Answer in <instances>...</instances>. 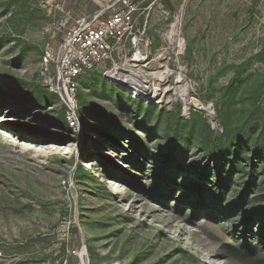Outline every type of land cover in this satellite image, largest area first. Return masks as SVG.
I'll list each match as a JSON object with an SVG mask.
<instances>
[{"label": "rangeland", "instance_id": "rangeland-1", "mask_svg": "<svg viewBox=\"0 0 264 264\" xmlns=\"http://www.w3.org/2000/svg\"><path fill=\"white\" fill-rule=\"evenodd\" d=\"M76 1L58 8V0H0V264H264V219L248 235L258 241L254 252L234 229L245 208H264V189L252 190L249 197L263 198L234 208L233 220L210 207L176 211L178 198L198 205L199 195L190 197L212 162L193 134L180 145L166 122V113L182 121L195 114L216 136L223 133L220 91L246 61L245 85L264 69V0L153 5L145 58L137 64L124 54L117 59L130 64L119 70L122 77L145 82L146 99L131 96L122 77L115 81L98 68L77 81L80 126L72 131L50 80L68 28L62 24L82 12ZM132 83L125 87H136ZM251 87L240 88L227 109L232 127L240 125ZM257 104L264 107V93ZM175 152L180 174L172 195L164 189L163 198L153 178L173 168ZM166 171L165 186L175 177ZM229 246L245 256L236 258Z\"/></svg>", "mask_w": 264, "mask_h": 264}, {"label": "trees", "instance_id": "trees-1", "mask_svg": "<svg viewBox=\"0 0 264 264\" xmlns=\"http://www.w3.org/2000/svg\"><path fill=\"white\" fill-rule=\"evenodd\" d=\"M260 56L262 57L261 62L264 66V50L260 53ZM249 64L250 61H246L244 64L237 67L234 71L231 83L220 91L222 97L225 98L224 103L219 105V118L223 127V133L220 135L216 136V134L210 130L206 122L195 114H193L189 121H182L178 116L166 113V122L170 123L173 127L175 136L179 141L178 143L183 146L186 145L193 134L192 138L194 139L195 146L201 148L212 162V167L207 165L204 169L207 175H201L199 178L200 181L195 185L196 188L195 190L193 189V191L197 192H192L190 197L191 199H195L197 193L199 195L198 205L195 206L187 199L178 198L175 201V210L179 211V213L182 212V208L187 205L192 208L198 207L200 210L210 207L216 210L219 215H222L224 219L233 220L231 216L234 213V208H240L244 205H254L263 198L262 195L249 196L255 194L256 191L260 192L264 189V107L257 104V101L260 100L264 93V69L262 74L255 78L256 82L254 81L251 82L250 85H245V82L248 80H241L240 75L242 74L241 71L244 72ZM249 78H251V76ZM243 86L245 88L252 86L250 90L251 101L248 102V107L244 110L245 113L240 121V125L232 127V125L228 123L227 109L231 106L233 98L238 90ZM48 96L50 97L51 94ZM147 111L149 112L151 109L147 108ZM195 116L198 117L200 121L198 127L195 126ZM147 118L148 117L145 116L143 120L149 121ZM179 129L185 131L179 133ZM116 130L119 129L116 128ZM99 132L105 134L103 131ZM137 148L139 152L145 150L143 146L142 148L140 146ZM186 153L187 150L184 149L181 155L185 156ZM170 159L173 161V168L169 165L168 167L175 173L174 179L166 186L164 185L168 175L166 171L169 169L168 167L163 173L153 178L158 186L157 191L163 198L166 196V194L164 195V189H167L165 190L167 192L169 189V193L172 195L173 189L170 188H174L176 179L180 174L177 162V159H180V155L178 156L177 152H175ZM129 160L132 166L141 169L139 159L135 156H131ZM176 164L177 166H175ZM208 174H212L210 177L211 180H208ZM232 175H235L234 181H232ZM191 180L192 179H190V182ZM252 190H255V193H250ZM237 192L240 194H237ZM232 194L238 195L236 198L237 200L229 201V197ZM162 204L165 203L163 202ZM239 217L240 221H236L237 224L234 225L235 232L239 233L243 245L245 246L244 248L254 252V249H257L258 241L252 237H248V235L252 232L254 222L264 219V208H255L250 211L245 208L240 215H237V218ZM71 232L76 233L77 229L72 228ZM261 235H263L262 238H264V229ZM253 242L257 243L254 244ZM261 244L264 245L262 240ZM229 249L236 258L245 256L244 253L237 250L240 248L230 247Z\"/></svg>", "mask_w": 264, "mask_h": 264}, {"label": "built area", "instance_id": "built-area-1", "mask_svg": "<svg viewBox=\"0 0 264 264\" xmlns=\"http://www.w3.org/2000/svg\"><path fill=\"white\" fill-rule=\"evenodd\" d=\"M78 1L77 6L82 12L73 17L68 15L62 24L68 28L51 60L54 76L50 80L54 92L66 107V121L72 131H77L80 126L75 95L78 79L100 68L110 79L118 81L117 78L122 77L120 71H124L121 68L130 66L126 60L120 65L117 61L119 55L129 57L132 64L143 60L149 12L153 5H161L163 0ZM58 2V8L65 3H77L76 0ZM124 46L128 49L126 53H122L125 49L121 47Z\"/></svg>", "mask_w": 264, "mask_h": 264}, {"label": "bare ground", "instance_id": "bare-ground-1", "mask_svg": "<svg viewBox=\"0 0 264 264\" xmlns=\"http://www.w3.org/2000/svg\"><path fill=\"white\" fill-rule=\"evenodd\" d=\"M117 73H114V76H116ZM124 74V73H123ZM126 74V73H125ZM125 77V78H124ZM119 78H117L118 80ZM122 81V87L133 97H138V98H144L146 99V95L144 94V81L143 80H137V83H132L131 81V77L130 76H123V79L120 80ZM131 81V82H130ZM125 83H129V84H134L136 85V87H125ZM144 89V90H143Z\"/></svg>", "mask_w": 264, "mask_h": 264}]
</instances>
